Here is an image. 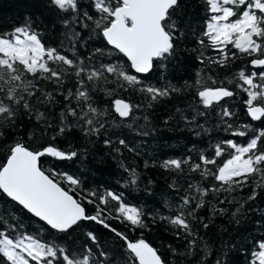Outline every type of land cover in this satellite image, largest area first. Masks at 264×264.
Here are the masks:
<instances>
[{"label": "snow or ice", "instance_id": "snow-or-ice-1", "mask_svg": "<svg viewBox=\"0 0 264 264\" xmlns=\"http://www.w3.org/2000/svg\"><path fill=\"white\" fill-rule=\"evenodd\" d=\"M49 2L59 12L66 14L63 20L65 27L69 25L67 16L70 15L73 23L90 29V35L101 37L110 46L109 57L116 53L125 58V62L109 59L98 66L86 65L79 57L70 58L57 48L47 46L27 20L10 31L0 32V128L14 126L21 110L29 117L35 115L37 120L47 122L45 112L39 111L35 104L57 103L55 97L58 94L63 97L65 107L60 113L57 134L63 135L69 130L68 117H73L75 126L85 135H99L105 127L101 117L106 110L94 105L92 93L111 82L110 77L125 90L131 87L146 93L151 101L179 90L171 85L163 88L145 85L136 75L150 73L156 61L162 62L175 54L176 41L182 35L173 18L179 0H90L92 12L83 11L80 0ZM206 5L208 18L197 40L200 46L198 60L201 64L211 62L224 67L229 60L237 57V52L241 56L253 57L250 67L259 71L247 72L242 68L228 80V84H234L246 93L244 104L247 116L252 121L264 123V0H206ZM78 35L73 33L72 39ZM229 45L237 51H226ZM208 48L218 53V57L206 56L204 49ZM97 54L104 55V49L96 48L93 55ZM69 76L75 78L76 87L65 91L63 85ZM197 77L196 95L205 108L237 95L211 77H201L199 72ZM38 81L54 84L57 92L42 91ZM101 90L112 95L110 89L101 87ZM133 107L124 99L112 100V108L121 119L128 118ZM221 115L227 118L223 122L232 136L248 139L245 144L231 139L218 143L214 146V157L201 154L199 162L190 165L191 171H199L205 178L214 177L220 186L209 188L189 184L187 194L173 206L177 208V214L166 218L177 229V237L181 233L185 236L186 252L182 255L195 253L198 233L193 230L189 218L198 208L204 207V198L209 193L234 191L249 177L254 178L256 188H264V127L254 128L251 124L234 127L229 122L233 112L227 107H223ZM48 126L51 127L50 124ZM144 134L147 135L146 132ZM105 144L110 145L111 141L105 140ZM119 144L126 146L123 139L119 140ZM228 149L231 150L228 158L217 164V158L222 157ZM77 155L75 150L63 151L52 144L32 148L20 141L15 142L8 148L5 161L0 163V195L58 233L70 232L81 221H95L103 225L125 241L128 257L123 264H166L158 250L144 239L133 242L122 232L111 228L106 222L107 217L101 218L106 209L100 205H107V197H110L117 204L116 216L112 218H122L133 227L143 229L147 225L140 209L126 204L120 195L109 191L106 197H99L96 214L88 215L80 200L60 185L57 174L46 171L41 163L43 157L71 160ZM185 163L189 161L172 159L165 161L163 166L181 170ZM213 165L216 166L215 171L210 167ZM65 179L72 186L80 183L71 175H65ZM256 188L248 200L256 199ZM87 202L91 204L94 200ZM243 206L241 203L240 207ZM111 216L112 213L108 212V217ZM20 229L19 224H3L0 220V264H116L115 258L99 247L96 236L91 232L87 236L97 245L96 249L84 246L77 252ZM207 248L205 244L206 255ZM216 264H221V261ZM249 264H264V240L256 242Z\"/></svg>", "mask_w": 264, "mask_h": 264}, {"label": "trees", "instance_id": "trees-1", "mask_svg": "<svg viewBox=\"0 0 264 264\" xmlns=\"http://www.w3.org/2000/svg\"><path fill=\"white\" fill-rule=\"evenodd\" d=\"M80 4L83 11L92 12L90 0H80ZM65 15L49 0H0V32L10 31L27 20L47 46L57 48L70 58L79 57L86 65L98 66L109 59L125 62V58L116 53L109 57L110 46L101 37L90 35V29L73 23L70 15L67 16L69 25L65 27ZM173 18L182 34L176 41L175 54L162 62L156 61L152 73L139 78L145 85L157 88L171 85L178 91H170L168 96L151 101L146 93L131 87L125 90L110 77L111 82L101 87L112 90V95H107L101 87L92 93L94 105L106 110L101 117L105 127L99 135H85L75 126L73 117H68L69 130L58 135L60 113L64 110L65 101L57 94V103L35 104L39 111L45 112L47 122L37 120L35 115L29 117L21 110L14 126L0 128V163L5 161L8 148L17 141L32 148L52 144L63 151L75 150L78 155L71 160L43 157L41 163L46 171L57 174L60 185L80 200L88 215L96 214L99 197H106L111 191L120 195L126 204L140 209L147 227L136 228L122 218H112L116 216L117 204L110 197H107V205H100L106 209L101 218L107 217L106 222L111 228L122 232L129 240L144 239L150 243L166 264H216L217 261L221 264H249L251 250L257 241L264 240V188H256L253 177L234 191L209 193L204 198V207L198 208L189 218L193 230L198 233L197 248L192 255L181 254L186 252L185 236L181 233L177 237V229L166 218L177 214V208L173 206L187 194L189 184L209 188L220 186L214 177L205 178L199 171H191L190 165L198 163L201 154L214 157V146L229 139L239 144L246 143L248 137H235L226 130L223 121L227 118L221 115L223 107L233 112L229 122L234 127L240 124L264 127V123L254 122L247 116L244 104L246 93L234 84H228V80L242 68L247 72L259 70L250 67L253 57L241 56L238 52L237 57L229 60L224 67L199 62L197 40L208 18L206 0H179ZM73 33L79 35L72 39ZM96 48L104 49V55H93ZM228 50L237 51L231 45ZM204 51L206 56L218 57V53L210 48ZM198 72L201 77L222 82L237 95L205 108L196 95ZM208 82L211 84V81ZM38 86L42 91L57 92L55 85L48 81H38ZM75 87V78L67 77L64 90H74ZM116 98L134 106L128 118L121 119L114 112L112 100ZM73 106L77 107L75 103ZM121 139L126 146L119 144ZM105 140H110L111 144L106 145ZM230 152L228 149L217 158V164L226 160ZM172 159L188 160L189 163L183 164L181 170L165 168L164 162ZM210 167L215 171V165ZM65 175L77 178L80 183L70 185ZM254 188L258 195L255 200H248ZM90 193L96 195L91 196ZM89 199L94 203H88ZM241 203L243 207H240ZM108 212L112 213L111 217H108ZM0 220L3 224H19L21 231L38 234L43 240L77 252L84 246L96 249L97 245L87 236L91 232L96 236L99 247L107 250L116 264H123L128 257L125 241L95 221H81L70 232L58 233L3 195H0ZM205 224L207 227H204ZM205 244L208 246L207 255Z\"/></svg>", "mask_w": 264, "mask_h": 264}, {"label": "water", "instance_id": "water-1", "mask_svg": "<svg viewBox=\"0 0 264 264\" xmlns=\"http://www.w3.org/2000/svg\"><path fill=\"white\" fill-rule=\"evenodd\" d=\"M153 71V70H152ZM152 71L150 72V73H148V74H136V75H138V76H141V77H145V76H148V75H150L151 73H152ZM226 99V98H225ZM223 101V100H222ZM221 101V102H222ZM220 102V103H221ZM254 122H258V121H254ZM75 198V197H74ZM14 203V202H13ZM21 207V206H20ZM22 208V207H21ZM24 210V209H23ZM26 211V210H25ZM27 212V211H26ZM30 214V213H29ZM31 215V214H30ZM32 216V215H31ZM35 218V217H34ZM35 219H37L38 220V218H35ZM39 221V220H38ZM41 222V221H40ZM41 223H43V222H41ZM44 224V223H43ZM46 225V224H45ZM47 226V225H46ZM48 227V226H47Z\"/></svg>", "mask_w": 264, "mask_h": 264}]
</instances>
